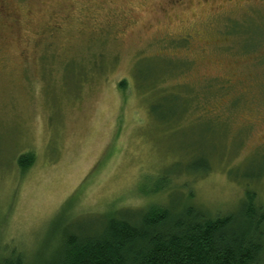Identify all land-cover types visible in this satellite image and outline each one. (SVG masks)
Here are the masks:
<instances>
[{"label":"rangeland","instance_id":"obj_1","mask_svg":"<svg viewBox=\"0 0 264 264\" xmlns=\"http://www.w3.org/2000/svg\"><path fill=\"white\" fill-rule=\"evenodd\" d=\"M183 1L0 0V253L149 204L264 207V6Z\"/></svg>","mask_w":264,"mask_h":264},{"label":"trees","instance_id":"obj_2","mask_svg":"<svg viewBox=\"0 0 264 264\" xmlns=\"http://www.w3.org/2000/svg\"><path fill=\"white\" fill-rule=\"evenodd\" d=\"M25 157L20 158V162ZM246 191L237 212L208 215L193 205L113 211L98 228L62 230L36 262L13 248L0 264H264V207Z\"/></svg>","mask_w":264,"mask_h":264},{"label":"flooded vegetation","instance_id":"obj_3","mask_svg":"<svg viewBox=\"0 0 264 264\" xmlns=\"http://www.w3.org/2000/svg\"><path fill=\"white\" fill-rule=\"evenodd\" d=\"M170 2L173 5H178L184 2L183 0H166ZM229 4L236 5L239 8H243L246 6H254V5H260L264 6V0H227ZM194 35L185 36V38L191 43Z\"/></svg>","mask_w":264,"mask_h":264}]
</instances>
